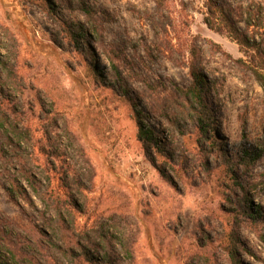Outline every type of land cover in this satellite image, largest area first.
Here are the masks:
<instances>
[{"label": "rangeland", "instance_id": "obj_1", "mask_svg": "<svg viewBox=\"0 0 264 264\" xmlns=\"http://www.w3.org/2000/svg\"><path fill=\"white\" fill-rule=\"evenodd\" d=\"M205 4L0 0V264H264V91ZM192 63L206 134L172 94ZM22 166L73 186L64 227L9 195Z\"/></svg>", "mask_w": 264, "mask_h": 264}, {"label": "trees", "instance_id": "obj_2", "mask_svg": "<svg viewBox=\"0 0 264 264\" xmlns=\"http://www.w3.org/2000/svg\"><path fill=\"white\" fill-rule=\"evenodd\" d=\"M205 6V22L208 27L216 32L225 33L239 46L244 57L234 59L235 62L251 72L264 91V4L262 1L206 0ZM80 10L87 18L96 21L92 10L85 3H80ZM71 28H74V26H71ZM72 32L73 30L69 31L71 34ZM113 56L119 58V55L116 53H113ZM123 60L127 61V58L124 56ZM190 73L192 77L191 83L185 87L175 86L172 94L176 98L180 97L189 103L191 102L190 105L195 115L194 119L201 128L199 132L206 134L212 120L211 109L207 101L208 80L204 73L198 70L195 63L191 64ZM141 114V111H137L139 138L144 147L147 148L149 146L147 144L151 145L153 135L142 124ZM16 132L17 136L18 133H22L21 131ZM9 138L14 140L11 142L17 146L21 143V137L17 139H13V137ZM20 171L29 189L22 181H13L11 187L7 188L9 195L14 196L15 194H19L27 203L36 210H39L35 202V198L37 197L44 207L57 215L59 225L64 227L65 217L63 208L74 209L79 207L77 198L73 193V186H68L65 183L66 188H64L63 193L54 187L42 189L44 186L43 182L36 172L26 166H22ZM82 249L84 251V248ZM233 264H240L234 252Z\"/></svg>", "mask_w": 264, "mask_h": 264}]
</instances>
